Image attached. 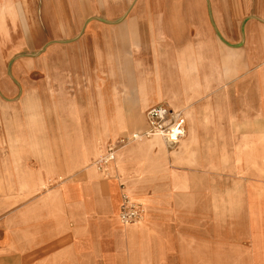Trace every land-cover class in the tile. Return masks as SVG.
Returning a JSON list of instances; mask_svg holds the SVG:
<instances>
[{"label": "crops", "instance_id": "obj_1", "mask_svg": "<svg viewBox=\"0 0 264 264\" xmlns=\"http://www.w3.org/2000/svg\"><path fill=\"white\" fill-rule=\"evenodd\" d=\"M0 199V264H264V0H0Z\"/></svg>", "mask_w": 264, "mask_h": 264}, {"label": "built area", "instance_id": "obj_2", "mask_svg": "<svg viewBox=\"0 0 264 264\" xmlns=\"http://www.w3.org/2000/svg\"><path fill=\"white\" fill-rule=\"evenodd\" d=\"M148 128L143 133H137L131 137L118 138L115 144L108 146L106 152L97 164L99 168L114 158L116 145L125 143L128 139H138L141 137L161 136L169 142H175L184 132V120L179 114L172 115L171 111L164 105L158 104L148 108L145 112ZM142 207L138 203L124 198L119 219L122 223L128 224L135 222L141 215Z\"/></svg>", "mask_w": 264, "mask_h": 264}, {"label": "rangeland", "instance_id": "obj_3", "mask_svg": "<svg viewBox=\"0 0 264 264\" xmlns=\"http://www.w3.org/2000/svg\"><path fill=\"white\" fill-rule=\"evenodd\" d=\"M104 155V153H101L99 156V159H101L102 158V156ZM98 159V160H99ZM95 168H99V165L96 163V167ZM101 169L103 168V166H101L100 167ZM35 187V186H34ZM42 192V185H40L39 186V190H37V191H31V195L29 196V198H27V199H31V200H33L34 198H36L37 197V195L39 194V193H41ZM11 203H13V202H11ZM16 203H19V202H16ZM0 205H1V207L2 208H7V206H8V202H7V200H5V199H0Z\"/></svg>", "mask_w": 264, "mask_h": 264}, {"label": "bare ground", "instance_id": "obj_4", "mask_svg": "<svg viewBox=\"0 0 264 264\" xmlns=\"http://www.w3.org/2000/svg\"><path fill=\"white\" fill-rule=\"evenodd\" d=\"M173 148V147H172Z\"/></svg>", "mask_w": 264, "mask_h": 264}]
</instances>
